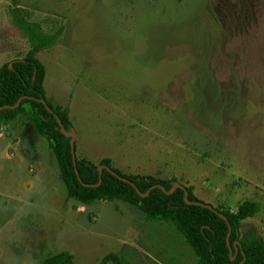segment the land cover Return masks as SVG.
Here are the masks:
<instances>
[{"label":"rangeland","instance_id":"374dc122","mask_svg":"<svg viewBox=\"0 0 264 264\" xmlns=\"http://www.w3.org/2000/svg\"><path fill=\"white\" fill-rule=\"evenodd\" d=\"M13 7L45 31L63 26L36 56L48 99L68 107L76 156L174 176L230 211L258 201L240 231L264 240V0H0V65L30 47ZM0 196L14 208L0 226V264L61 250L77 264L108 252L128 264H198L171 223L122 200L67 197L24 115L0 132Z\"/></svg>","mask_w":264,"mask_h":264},{"label":"trees","instance_id":"16d2710c","mask_svg":"<svg viewBox=\"0 0 264 264\" xmlns=\"http://www.w3.org/2000/svg\"><path fill=\"white\" fill-rule=\"evenodd\" d=\"M10 15L13 24L26 35L30 47L21 57L0 65V132L3 125H8L18 115H24L34 122L38 132L47 140L67 197L84 204L118 199L138 208L146 220L171 223L192 249L198 264H264V240L257 229L249 227L240 231L241 220L261 209L258 201L244 200L234 211L214 206L226 217L224 220L218 213L200 204L205 201L194 194L191 185L171 190L176 181L174 176L126 173L115 167L110 157H103L95 163L78 156L75 160L76 174L70 137L60 132L59 124L62 123L66 131L72 127L68 107L53 105L48 99L43 85L46 69L36 56L37 51L55 42L63 26L45 31L40 22L31 21L26 11H21L19 7H13ZM10 62L12 67H9ZM99 164L106 165L121 178L105 168L99 176ZM99 177L101 182L92 185L98 182ZM13 210L9 202L0 196V226L10 218ZM124 256L123 252H108L95 264H128ZM37 264L77 263L72 253L61 250L45 256Z\"/></svg>","mask_w":264,"mask_h":264},{"label":"water","instance_id":"95a60500","mask_svg":"<svg viewBox=\"0 0 264 264\" xmlns=\"http://www.w3.org/2000/svg\"><path fill=\"white\" fill-rule=\"evenodd\" d=\"M9 67H12V63H11V62L9 63ZM1 108H2V107H0V109H1ZM46 108H47V110L51 111L50 108H49L47 105H46ZM59 124H60V132L63 133L64 135H67V136L70 137V141H69V143H70V150H71V155H72L73 165H74V167H75V163H76V162H75V160H76V151H75V131H74V128L71 127L69 131H66L65 128H64V126L62 125V123H59ZM103 168L107 169L109 172L114 173L117 177L121 178L118 174H116L115 172H113L109 167H107V166L104 165V164H99V165H98L99 176L101 175V172H102ZM75 173L78 174V171H77L76 167H75ZM100 182H101V178L99 177L98 182L95 183V184H92V185H97V184H99ZM176 187H182V188H184V185H182L181 183L175 181L174 184H173V187L171 188V190H173V189L176 188ZM146 193H147V192H146ZM146 193H145V194H146ZM143 195H144V194H143ZM184 199H185V200L187 199V193H186V191H185V193H184ZM200 204H201L202 206H205V207H207V208H209V209L215 211V212L218 213V214H219L224 220H226V217H225L222 213L218 212V211L214 208V206L211 205L210 203L205 202V203H200ZM228 235H229V233H228ZM227 237H228V236H227ZM228 246H229V245H228ZM233 257H234V256H232V258H233Z\"/></svg>","mask_w":264,"mask_h":264}]
</instances>
